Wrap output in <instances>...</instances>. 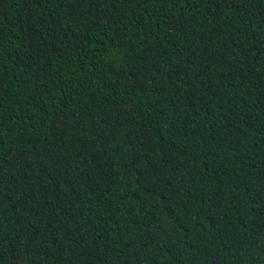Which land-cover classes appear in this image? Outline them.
Instances as JSON below:
<instances>
[{
  "label": "trees",
  "instance_id": "trees-1",
  "mask_svg": "<svg viewBox=\"0 0 264 264\" xmlns=\"http://www.w3.org/2000/svg\"><path fill=\"white\" fill-rule=\"evenodd\" d=\"M0 264H264V0H0Z\"/></svg>",
  "mask_w": 264,
  "mask_h": 264
}]
</instances>
